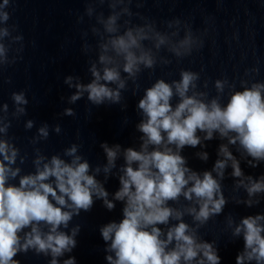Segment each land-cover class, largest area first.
I'll use <instances>...</instances> for the list:
<instances>
[{
    "label": "clouds",
    "instance_id": "9594fccd",
    "mask_svg": "<svg viewBox=\"0 0 264 264\" xmlns=\"http://www.w3.org/2000/svg\"><path fill=\"white\" fill-rule=\"evenodd\" d=\"M8 3L9 0H3L0 9ZM110 6L114 8L115 3ZM8 20L9 13L0 11V21ZM116 21L117 15H110L104 22L105 31L111 35L106 43L99 46L102 70L92 65L93 80L87 85L76 84L77 91L71 96V102L79 100L87 92V98L93 105L101 106L106 100L119 103L121 90L126 86L122 72L135 83L141 65L145 69H154L156 60L151 49H146L142 42L155 39L154 47L159 50L166 42L165 37L159 33L150 36L149 32L154 31L150 25L146 26L148 31L145 27H137L117 34ZM7 35L8 29L0 28V36ZM193 43L188 34L179 42L180 48L185 49L184 53L175 46L169 50L176 56L190 54ZM109 51L113 55H109ZM4 54L5 47L0 43V57ZM179 76V80L171 82L158 78L138 102V108L146 117L138 125L143 134L142 143L140 150L131 147L124 150L120 188L114 194V200L124 202L123 219L118 223L109 222L100 229L103 240L110 241L106 251L114 253V256H106L108 264H191L198 256L201 258L197 264H220L221 257L213 244L198 242L195 230L182 219L185 213L168 204L169 201H177L181 195L188 201L195 197L199 210L190 207L185 211L200 225L211 216L220 214L226 204L221 185L212 172L205 171L201 177L185 166L186 160L180 151L185 146L195 148L201 144L198 132L205 134L204 140H212L213 134L218 133L222 139L227 138L229 144L239 142L253 159L264 160V83H252L241 91H232L227 102L222 104L227 80H216L214 86L218 95L208 99L207 92L197 91L198 72L182 69ZM72 80L73 77L69 76L65 83L71 86ZM113 84L115 88L110 87ZM245 84L247 81H241L242 86ZM204 87H207V82ZM174 96L178 98L175 107L172 104ZM12 100L17 106L28 104L24 92L12 93ZM3 110L7 112V104L3 105ZM25 112V107H17L13 115ZM73 114L72 109H65V115ZM8 127L10 123L0 127V133H6ZM32 127L33 121L29 120L26 128ZM55 131H60L59 126ZM38 135L48 137L47 125L38 129ZM149 146H152L151 151ZM101 148L107 157L103 171L108 173L115 167L121 148L119 144L109 147L106 142L101 144ZM76 153L77 146L73 145L65 151V155L72 157L70 162L53 155L42 167L44 157L38 156L34 161L35 173L19 176L20 168L11 167L16 162L18 150L7 140L0 139V264H20L14 257L18 253H27L30 248L38 254L50 253L53 257L50 264H58L57 257L76 247L75 237L79 231L77 227L68 234L59 230L61 226L67 228L73 216L79 215L81 210L90 211L94 196L103 200L108 210L115 208L103 184L95 175L89 174L88 161H82ZM198 155L203 160L208 159L207 153ZM219 155L224 159H218L213 168L219 177H223L228 161L232 162V175L242 176L239 163L227 145L220 146ZM95 171L98 173L100 169ZM17 176L18 185L9 183ZM50 178H54V185L47 182ZM248 179L249 196L264 192V177L259 181ZM170 220L178 223L163 233L157 225H167ZM261 221H264V215L247 216L235 227L233 235L243 233L244 241V251L236 256V264L253 260L256 264H264V224ZM42 224L48 227L46 232L42 231ZM25 229L30 231L25 232ZM22 232L23 237L20 235ZM162 235L164 239H161ZM169 245L173 246L169 248ZM64 264H76L75 258L65 260Z\"/></svg>",
    "mask_w": 264,
    "mask_h": 264
}]
</instances>
